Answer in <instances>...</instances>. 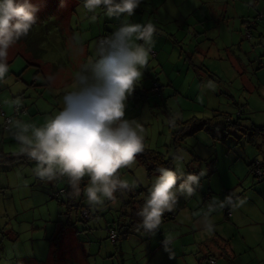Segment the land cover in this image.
I'll return each mask as SVG.
<instances>
[{"label": "rangeland", "instance_id": "1", "mask_svg": "<svg viewBox=\"0 0 264 264\" xmlns=\"http://www.w3.org/2000/svg\"><path fill=\"white\" fill-rule=\"evenodd\" d=\"M33 2L36 21L9 47L0 149L20 151L8 117L39 125L62 106L80 63L119 26L114 22L151 20L153 42L136 85L150 93L141 102L129 94L125 116L142 124L146 146L172 167L173 153H183L182 172L202 174L191 194L177 192L165 210L171 219L132 231L124 203L143 202L158 174L136 155L118 169L129 192L97 204L86 199L87 176L77 195L67 177L35 176V161L0 164V264H211L208 254L216 264H264V180L249 168L252 161L264 164V134L251 139L254 128L264 127V0H140L130 16H107L102 7L91 12L82 0ZM217 114H240L242 124L228 123L220 141L204 131L185 136L181 122ZM228 194L232 201L219 207Z\"/></svg>", "mask_w": 264, "mask_h": 264}, {"label": "clouds", "instance_id": "2", "mask_svg": "<svg viewBox=\"0 0 264 264\" xmlns=\"http://www.w3.org/2000/svg\"><path fill=\"white\" fill-rule=\"evenodd\" d=\"M82 3L91 12L102 7L107 16H130L140 0ZM37 11L33 0H0V80L9 71V47L28 33ZM154 31L151 20L121 23L98 39L94 52L84 58L75 72L73 86L63 92L62 106L50 112L43 123L10 121L20 151L35 161V176L47 181L67 177L72 194L77 195L81 178L87 176L84 192L92 204L114 199L117 190L130 187L117 170L143 150L144 128L139 121L125 116V101L142 77ZM184 159L183 153H173L175 167H158L136 212L144 230L156 229L161 214L174 206L177 192L189 195L195 190L202 173H183ZM232 199L231 194L226 195L219 207ZM204 226L210 230L212 223Z\"/></svg>", "mask_w": 264, "mask_h": 264}, {"label": "trees", "instance_id": "3", "mask_svg": "<svg viewBox=\"0 0 264 264\" xmlns=\"http://www.w3.org/2000/svg\"><path fill=\"white\" fill-rule=\"evenodd\" d=\"M118 24L120 25V23L118 22H114V25ZM29 52V51H28ZM34 53V57H36V53ZM264 56V53L261 55ZM30 64V63H29ZM22 72V70L20 71ZM135 89L138 91H135ZM143 91V92H142ZM140 91L138 86H134L133 91L131 93V98L132 99H136L141 101H144L147 99V96L149 95V91H145V88H143V90ZM137 95V96H136ZM139 102V103H140ZM3 115H5L4 113H2ZM220 116V114L217 115H213L212 118H208V119H196L191 121H185V122H181V126L183 125V123L185 124V136L186 137H192L194 135H196L198 132L204 131L206 132L208 135H210L213 140H222L223 135H225L230 129H228V127L230 126L228 123L233 124L234 126H241V116L240 114L236 117V119H232V117H228L225 115H221L220 118L218 117ZM218 117V118H217ZM10 121L12 120L11 117ZM7 118V122L10 123L8 121ZM234 120V121H233ZM10 126V125H9ZM186 127H188L189 129L186 131ZM235 129V128H234ZM264 127H256L253 129L252 132V140H255L256 137H259L260 135H263L264 133ZM181 133H183V131H181ZM183 137V136H181ZM186 140V139H185ZM180 140H178L179 142ZM177 142V143H178ZM144 147L143 150L141 152L136 153L135 155L138 157L139 162L141 164H144L147 168L148 173H153V172H157V169L159 166H166V167H172L170 162H167L163 159V156L161 153L150 149L146 146L145 142L143 141ZM179 147L182 148V144L179 143ZM177 148V147H176ZM184 149V148H183ZM196 159H200L199 157H196ZM17 161H34L31 158H29L25 153L21 152V151H14V152H4L2 149H0V164H13ZM263 167L264 164H260L257 163L256 161H252L249 165L250 168V172L254 175L255 178H257L260 181L264 180V171H263ZM257 169L260 171V175H258L256 173ZM213 171V170H212ZM117 175H118V170H117ZM69 191V190H68ZM68 191L64 192V195L68 194ZM126 192H129L128 189L125 190ZM115 194L117 196L122 195V190H117L115 192ZM132 197V196H131ZM142 201H139L138 204L134 203L132 200H130L129 202H125V209L130 208L129 211V227L132 231H144V229L142 228V226H140L138 224L139 220L141 219L137 214V209L138 207L142 204ZM86 211V210H85ZM228 211H230V209L227 207L224 211L225 213V217L226 219H230L231 218V211H230V215H228ZM87 214V212H86ZM167 216V217H166ZM172 218V214L170 216L167 215V213L164 211L161 214V220L163 221L165 219H171ZM112 234H114V237H112L113 242H117L118 238H117V233L115 230L111 231ZM226 249V248H225ZM225 249L221 250L223 252H225ZM220 251V252H221ZM209 257V261L211 264H216V258L213 256V258L211 257V255H208ZM227 258L230 259L228 253H227Z\"/></svg>", "mask_w": 264, "mask_h": 264}, {"label": "crops", "instance_id": "4", "mask_svg": "<svg viewBox=\"0 0 264 264\" xmlns=\"http://www.w3.org/2000/svg\"><path fill=\"white\" fill-rule=\"evenodd\" d=\"M10 56H9V58H8V64L12 61V60H10ZM2 81L3 80H0V92H1V90L3 89V84H2ZM0 95H1V93H0ZM1 100H2V102L4 103V104H8V105H10L9 103H10V96L9 97H7V98H1ZM211 248H213V249H215L216 251H218V252H220L221 250H223V248H221V247H218V249L216 248V247H214V246H212ZM209 252V251H208ZM209 255V254H208Z\"/></svg>", "mask_w": 264, "mask_h": 264}, {"label": "built area", "instance_id": "5", "mask_svg": "<svg viewBox=\"0 0 264 264\" xmlns=\"http://www.w3.org/2000/svg\"><path fill=\"white\" fill-rule=\"evenodd\" d=\"M17 110H18V108H17ZM8 121L10 122V118H8ZM260 170V169H259ZM258 169H257V171H256V173L258 174V175H260L261 173H260V171H259ZM228 215H230V211H228ZM112 237H114V234H112Z\"/></svg>", "mask_w": 264, "mask_h": 264}]
</instances>
